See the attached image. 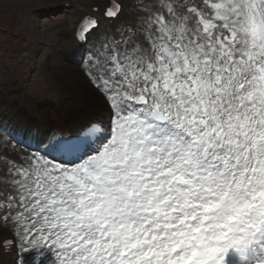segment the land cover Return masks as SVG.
<instances>
[{
    "label": "snow or ice",
    "instance_id": "obj_1",
    "mask_svg": "<svg viewBox=\"0 0 264 264\" xmlns=\"http://www.w3.org/2000/svg\"><path fill=\"white\" fill-rule=\"evenodd\" d=\"M145 13L88 49L106 118L0 160V264H264V0Z\"/></svg>",
    "mask_w": 264,
    "mask_h": 264
},
{
    "label": "rangeland",
    "instance_id": "obj_2",
    "mask_svg": "<svg viewBox=\"0 0 264 264\" xmlns=\"http://www.w3.org/2000/svg\"><path fill=\"white\" fill-rule=\"evenodd\" d=\"M60 1L62 0H0V6L2 8V10L0 9V30L3 29L1 28V25L4 26V28H9V31H16L20 28L32 35L34 40L44 47H52L59 52L69 51L70 44L68 38H70V26L68 22L78 9L85 7L89 3L88 1L92 2L95 0H75L77 5L83 6L75 7L70 14L61 15L55 19V21L39 17L42 16V12L46 9H51V7L58 9ZM123 1L125 3L126 15L138 18L140 13L143 12L141 10L142 6L159 7L162 2V0ZM180 2L183 3L184 0H180ZM187 2L189 7L203 5V0H187ZM33 7L38 9H33ZM12 9L14 10L13 12H19L23 9H31L34 12L33 14H24V11H21L22 13L17 16L18 18L16 19V22L11 25L9 20L11 14L13 13L11 12ZM9 31L7 33H3L0 36V39L5 40V42L8 41L9 37H11L9 36ZM95 45H98V43H93V46ZM16 58L17 55L11 51L0 52V95L7 93V89L10 86L15 85L14 79L16 74H18L21 78L24 76V74H21L23 73L22 63ZM61 67L62 65L59 64L52 70L39 68L32 77L30 89H27L18 95L7 94L6 101L4 103L0 102V111H3L4 113L8 112V114H10L13 119L17 121L19 116L21 118L23 117V113L29 104L32 105L33 99L36 100L43 98L41 95L54 100V107L57 104L64 106L66 103H70L71 106L76 105L78 102L74 100L73 96L74 93L76 95H78V93H76L75 90L79 86H82L84 81L88 83V77L86 79L82 73L81 80H78L76 84L69 86V82L67 81L69 79L66 78V74L68 72L64 73ZM86 70L87 64L84 68V73H86ZM38 79L41 81H37ZM51 87L55 88L52 89ZM89 90H93L91 95L96 98L98 97L93 88ZM53 92L56 95L53 94ZM17 101H23L22 103L26 106H20L19 108V106L15 105ZM50 121L53 122V120ZM48 123L50 122L36 115L32 126L36 131H38L36 128L40 129L37 133L42 137H45L46 135L44 132H48V130H50ZM26 153L27 152L24 149L12 145L6 138L0 135V160L5 157L18 158Z\"/></svg>",
    "mask_w": 264,
    "mask_h": 264
}]
</instances>
